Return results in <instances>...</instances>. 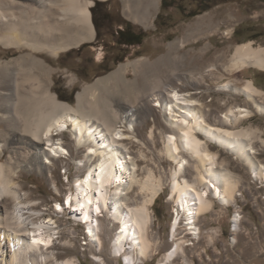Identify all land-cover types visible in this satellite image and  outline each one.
Returning a JSON list of instances; mask_svg holds the SVG:
<instances>
[{"label": "bare ground", "instance_id": "obj_1", "mask_svg": "<svg viewBox=\"0 0 264 264\" xmlns=\"http://www.w3.org/2000/svg\"><path fill=\"white\" fill-rule=\"evenodd\" d=\"M160 1L123 0L129 16L146 26L151 25ZM94 3V0H0V43L30 50L11 60L0 59V86L7 89L0 90V95L6 105L9 134L18 144L26 139L25 133L35 136L28 138L32 146L28 167H34L51 163L48 153L53 158L70 154L63 139L56 136L71 133L76 146L85 147V158L76 161L77 165H85V159L91 162L84 174L72 180L76 189L66 197L72 218L86 224L91 239L100 248L98 216L104 211L111 213L119 222L111 241L113 256L122 257L125 264H140L154 250L155 242L149 234L152 205L165 184L150 167L140 175L138 159L131 153L127 140L141 142L136 133L138 118L146 114L148 107H158L170 127L163 138V152L176 166L169 182V198L175 202L169 231L173 245L156 264H174L189 243L186 235L199 237L198 218L212 213L216 201L228 208L236 199L241 177L227 167L224 159L220 160L219 152L212 150L211 145L226 149L264 180V162L257 158L258 151L253 145L256 137L264 145V137L257 135V129L251 126H241L255 111L264 114V101L257 99V95L264 96V90L252 79L241 86L228 80L222 84V90L247 95L256 110L231 105L224 112L222 124L210 122L205 114L206 105L196 92L173 85L177 80L196 85L205 78L206 70L192 66L191 62L189 69L177 68V62L186 65V53L177 55V64L172 56L173 49L183 47L192 38L198 40L197 32L202 35L198 26L184 38L171 41L167 55L155 61L140 58L121 63L111 73L86 84L78 93L77 105L58 99L50 91L53 66L35 52L47 51L57 57L93 40ZM217 26L212 27L213 31ZM232 32L233 28L227 30L228 34ZM231 55L227 63H221L222 57L219 62H211L207 66L209 74L213 75L219 65L228 72L250 66L264 69V46H255L253 40L236 44ZM163 66L169 68L168 75ZM130 69L136 74L134 79L128 78ZM102 91L107 95L102 96ZM116 93L120 97L115 98ZM110 97L119 102V114L108 103ZM20 119L23 128L18 125ZM153 134L152 128L149 136ZM3 145L0 144V150ZM189 158L195 167L192 179L183 174ZM13 165L11 160H0V264H79L77 258L61 259L53 250L60 232L56 220L51 216L42 218L41 212L32 207L33 200L22 195L16 182L18 170ZM135 187L143 199L130 204L129 192ZM3 200L13 201L12 210L6 215ZM59 209L65 210L61 205ZM241 219L238 214L233 219L236 231ZM182 225L189 231L179 237ZM235 240L233 235L232 241ZM96 258L100 264L104 263L102 257Z\"/></svg>", "mask_w": 264, "mask_h": 264}, {"label": "rangeland", "instance_id": "obj_2", "mask_svg": "<svg viewBox=\"0 0 264 264\" xmlns=\"http://www.w3.org/2000/svg\"><path fill=\"white\" fill-rule=\"evenodd\" d=\"M94 1L91 6L92 16L94 12L99 30H96L93 40L61 52L57 57L47 51L35 52L53 66L50 91L55 93L58 99L77 105L78 93L86 84H91L111 73L121 63L140 58L155 61L167 55L171 41L184 38L191 30L200 26L202 35L198 32L195 35L199 36L198 40L192 38L183 47L173 49L172 56L176 63L179 59L177 55L186 53L187 58L184 62L186 65H182L183 62L180 61V64L177 62V68L189 69L191 62L192 66L196 65L199 69L206 70L205 78L196 85L187 80L173 81V85L184 91L196 92L206 105V118L212 123L222 124L224 112L231 105L256 110L254 102L247 95L224 91L222 84L232 80L241 86L247 79H252L264 90V69L250 66L228 72L219 65V69H214L215 73L211 75L207 71L210 67L207 66L211 62H219L220 57H222L221 63H227L238 43L253 40L255 46H264V0H211L209 4L206 0H166L168 5L165 7L161 0L160 8L154 12L150 26L129 16L123 0ZM208 5L209 8L201 9ZM127 25L130 31L141 33L138 38L140 43L127 44L119 41L118 31ZM213 26L215 29L217 26L218 29L213 31ZM230 28H233V32L228 34L227 30ZM29 51L28 48L7 47L0 43V59L3 61L11 60ZM163 67L166 69L165 74L168 75L169 68ZM135 77V72L130 69L128 78ZM138 79L141 83V76ZM0 90L7 89L0 86ZM105 95H107L105 91H102V96ZM119 95L116 93L115 98L120 97ZM260 96L257 95V99L264 101V96ZM108 103L118 114L121 112L119 102L113 97H110ZM5 107L4 99L0 95V144H4L3 150H0V160L3 162L11 160L14 163L13 167L18 170L17 188L25 198L33 200L32 207L41 212V217L51 216L56 220L60 232L53 250L58 257L63 259L72 256L77 258L79 264H100L97 255L104 259L103 264H125L122 257L116 258L111 250V241L119 227V222L111 213L104 211L98 216L100 224L98 234L101 239L99 248L91 239L86 224L75 222L72 211L68 205L66 206L67 195L76 189L72 180L84 174L91 164L88 159H85V165L81 167L76 163L85 158V147H77L72 134L64 132L56 137L63 139L70 154L53 158L48 153L52 162L47 163V166L28 167L31 164L29 153L32 150L28 138L35 136L25 133L23 135L26 139L20 144L15 143L12 135L9 134L11 130L7 127ZM22 120L18 122L20 128L24 127ZM138 120L136 133L141 142L128 140L127 142L131 153L138 159L139 173L144 175L150 167L162 177L165 184L164 191L152 205L153 220L149 234L155 242L154 250L149 258L140 263L156 264L173 245L169 231L175 202L169 198V182L176 163L163 152V138L170 132V127L161 110L150 106L146 114ZM241 126H251L257 129V135L264 137V114L255 111L251 118L242 121ZM152 128L154 134L150 137L149 131ZM253 145L258 151L257 158L264 162V145L257 137ZM211 148L218 151L220 160L224 159L227 167L241 177L236 199L228 208L216 201L212 213L198 218L199 237L193 238L195 235L187 234L189 230H185L184 225L180 227L178 236L187 234L185 239L192 243L184 246V251L174 264H264V180L257 178L226 149L216 145H211ZM143 154L145 157L142 156ZM183 174L190 179L194 178L195 167L190 158ZM142 199L143 195L139 193L137 187L129 192L130 204L140 202ZM57 202L64 206L63 212L57 208ZM1 203L6 211L5 215L12 210V200H3ZM236 214L242 217L237 231L233 221ZM233 235L236 236L235 241H232Z\"/></svg>", "mask_w": 264, "mask_h": 264}, {"label": "trees", "instance_id": "obj_3", "mask_svg": "<svg viewBox=\"0 0 264 264\" xmlns=\"http://www.w3.org/2000/svg\"><path fill=\"white\" fill-rule=\"evenodd\" d=\"M166 2H167L166 0H163L162 5H163L164 7L168 5ZM206 2H208V4H209V3H211V0H206ZM169 5H170V4H169ZM209 7H210V6L208 5V6H206V8H201V9L205 10V9H207V8H209ZM92 17H93V22H94V24H95L96 30L98 31V30H99V24H98V22H97V19H96V17H95L94 12H93V16H92ZM129 32H130L129 25H127L124 29L118 31V35H119L118 38H119V41H120L121 43H127V44L140 43V41H138V38H139V36H140L141 33H137L136 36L133 37V38H128V34H130ZM82 45H83V44H82Z\"/></svg>", "mask_w": 264, "mask_h": 264}, {"label": "flooded vegetation", "instance_id": "obj_4", "mask_svg": "<svg viewBox=\"0 0 264 264\" xmlns=\"http://www.w3.org/2000/svg\"><path fill=\"white\" fill-rule=\"evenodd\" d=\"M130 34H128V38H133L136 36V33H134L133 31L129 32Z\"/></svg>", "mask_w": 264, "mask_h": 264}, {"label": "snow or ice", "instance_id": "obj_5", "mask_svg": "<svg viewBox=\"0 0 264 264\" xmlns=\"http://www.w3.org/2000/svg\"><path fill=\"white\" fill-rule=\"evenodd\" d=\"M60 207V205H57V208H59ZM38 243H43V241H37Z\"/></svg>", "mask_w": 264, "mask_h": 264}]
</instances>
